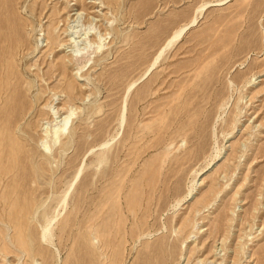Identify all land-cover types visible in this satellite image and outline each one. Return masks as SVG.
Instances as JSON below:
<instances>
[{
    "label": "rangeland",
    "instance_id": "1",
    "mask_svg": "<svg viewBox=\"0 0 264 264\" xmlns=\"http://www.w3.org/2000/svg\"><path fill=\"white\" fill-rule=\"evenodd\" d=\"M217 1L12 0L30 109L2 119L0 92V264H264V0ZM71 106L47 157L46 108Z\"/></svg>",
    "mask_w": 264,
    "mask_h": 264
},
{
    "label": "bare ground",
    "instance_id": "2",
    "mask_svg": "<svg viewBox=\"0 0 264 264\" xmlns=\"http://www.w3.org/2000/svg\"><path fill=\"white\" fill-rule=\"evenodd\" d=\"M69 1V0H68ZM229 0H219L217 1L215 4L218 6L224 5L228 2ZM15 2V1H14ZM19 2V1H17ZM16 2V5H19ZM79 3L81 1H78ZM77 3V2H76ZM13 4L12 0H6L4 2L3 6V10H2V15L6 16V18L4 19L3 16L0 17V73H1V77H0V92L2 93H7L10 96H8V101L10 104V107L12 109L11 113H9L10 115H8L7 113H4L3 110V114L4 117L2 119L5 120H9L12 119L11 121H19L21 119V116L23 117L24 113L27 112L28 105L25 104V102L21 103L19 101V93H17L16 91L19 90V86L17 83L12 82V78L16 77L14 75V65L17 62L16 60V56L18 51H21L22 48V39L24 37V32H22L20 25L17 24L18 22L11 16L8 14L10 8L12 7L11 5ZM22 4V3H21ZM210 4L212 3H205L203 5H201L197 10H196V14L195 16L191 19L190 22L183 24L181 26H179L173 33L172 35L166 40V42L164 43V45L159 49V51L157 52L154 60L152 61V64L150 65V67L148 68V70L146 71L145 75L143 76V78H146L151 72L152 70H154V68H156L157 64L159 63L160 59L162 58V56L165 54V52L173 47L174 45H176L179 41H181V39L185 36V34L194 26H197L198 22L200 21V19L202 18V16L204 15V12L206 11V9L210 6ZM74 5V4H73ZM15 6V4H14ZM69 6V5H68ZM66 7V6H65ZM71 7V6H69ZM73 7V6H72ZM71 7V9H72ZM14 8V7H13ZM58 8V7H57ZM61 8V7H60ZM64 8V7H62ZM61 8V9H62ZM55 9V8H54ZM66 9V8H65ZM64 9V10H65ZM69 9V8H68ZM74 9V8H73ZM63 10V9H62ZM63 10V11H64ZM78 10V9H77ZM56 11V9H55ZM62 11V12H63ZM66 11V10H65ZM72 11V10H71ZM60 12V9L58 8L57 12H53L54 14ZM61 12V13H62ZM52 13V15H53ZM69 14V13H68ZM70 15V14H69ZM68 15V16H69ZM75 15V14H72ZM70 15V16H72ZM54 18V17H53ZM59 18V17H58ZM2 19H4L2 21ZM56 19V18H55ZM59 20V19H58ZM29 21V20H28ZM58 22V21H57ZM28 23V22H27ZM32 23V21H31ZM30 24V23H29ZM57 24V23H56ZM55 24H53L54 26ZM23 25V28H25ZM28 26V24H27ZM5 31V32H4ZM4 32V33H3ZM25 39V38H24ZM23 39V40H24ZM57 39V38H55ZM54 39V40H55ZM53 41V40H52ZM90 41L92 42V39L90 38ZM52 43V42H51ZM59 44V43H58ZM26 45V44H25ZM56 45V44H55ZM48 46V45H47ZM53 46V45H52ZM24 47V46H23ZM37 47V46H36ZM51 47V45H50ZM55 47V46H54ZM38 49V48H37ZM51 49V48H50ZM24 51V49H23ZM22 52V51H21ZM20 54V53H19ZM22 54V53H21ZM91 55V54H90ZM89 53H83V52H74L73 56L71 57L73 60L75 59V61H79L81 59H89L90 57ZM19 62V61H18ZM18 65V64H17ZM54 65V63H53ZM57 65V64H56ZM62 66V64H60ZM57 67V69H59V66ZM54 68V67H53ZM62 69V68H61ZM52 73V70L50 71ZM54 74V73H52ZM18 78V77H17ZM142 80V79H141ZM137 83H139V81L134 82L133 84H131L127 91V94H130V92L132 91V89L137 85ZM33 95V94H32ZM3 96V95H1ZM129 96V95H128ZM7 98V97H6ZM127 98V97H126ZM4 100V99H3ZM12 100V101H11ZM3 104V103H2ZM32 106V105H31ZM30 106V107H31ZM6 108V107H5ZM4 108V109H5ZM9 109V108H8ZM36 109V108H35ZM48 113L50 114L52 121L47 122L45 124H48V126H44V123L42 125V131H43V137L40 138V141L37 142V147L38 150L41 151L42 154H44L45 156H50L51 154V150H52V146H55L63 136L65 135H69L70 134V121H71V117L74 115L75 112V108L74 106H71L69 108H66V111L64 112H60L57 111L56 109H51V108H46ZM126 109V106H125ZM124 109V110H125ZM7 110V108H6ZM62 111V110H61ZM8 112V111H7ZM29 112V111H28ZM1 114V113H0ZM121 126L124 125V122L126 120V114L125 111L123 113V116L121 118ZM24 120V119H23ZM10 122V121H9ZM20 123H18L19 125ZM10 125V124H9ZM30 125V124H29ZM14 126V125H13ZM25 128V127H24ZM121 128V127H120ZM24 130V129H23ZM29 132V131H28ZM28 135V134H27ZM51 142L52 145L50 144ZM108 145H110V141H106L104 143H102L100 145V148H105ZM36 147V148H37ZM64 150V149H63ZM261 154V153H260ZM264 155V154H262ZM43 156V155H42ZM83 171V167L81 166L78 170V172L76 173V176L74 178V181L72 182V184L69 186L68 190L64 193L63 196V201H62V205H65L67 198L71 192V190L73 189L75 182L79 179L81 173ZM57 214L53 219H50L46 225H44V227H42V235H43V240L46 239L48 242L50 241L51 243V226L53 224V222L56 220L57 216L60 214L58 213V211H56ZM37 214V213H36ZM37 216V215H36ZM102 252V251H101ZM261 257V256H260ZM260 261V260H259ZM258 261V262H259ZM261 262V261H260Z\"/></svg>",
    "mask_w": 264,
    "mask_h": 264
}]
</instances>
